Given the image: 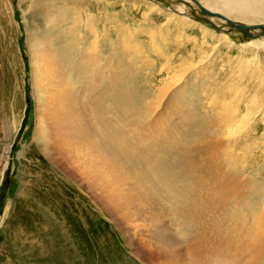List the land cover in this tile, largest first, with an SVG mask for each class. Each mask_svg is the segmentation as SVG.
I'll use <instances>...</instances> for the list:
<instances>
[{"label":"rangeland","instance_id":"374dc122","mask_svg":"<svg viewBox=\"0 0 264 264\" xmlns=\"http://www.w3.org/2000/svg\"><path fill=\"white\" fill-rule=\"evenodd\" d=\"M38 1L41 3L0 0V264H182L178 254L162 248L140 252L124 232L126 225L136 228L143 219L155 224L153 204L134 207L132 216L123 210L107 211L103 204L96 203L99 198L85 182L79 184L78 173L69 163L73 161L71 154L66 158L51 140L34 138L37 103L29 33L36 34L32 37L37 40L46 38L38 45L46 54L60 51L61 64L67 71L72 69L73 78L77 75V57L85 54L84 46L91 47V41H97L98 57L94 62L87 59L88 65L84 62V67L90 68H85V77L75 82V87L81 86L84 79L95 84L100 74L97 80L101 82L89 89L101 96L96 102L98 114L109 129L137 126L136 132L150 125L152 112L163 105L165 128L184 122L186 134L208 130L206 133L216 140L219 163L229 167L241 193L231 200L230 210H225L227 220L221 236L232 228L229 224L236 213L245 217L244 228L251 227L264 205V34L256 31L257 24H264V0H239L254 6L255 13L243 15L230 10L225 14L233 22L253 26L249 29L252 36L213 24L211 13L197 12L195 4L201 0H61L55 7ZM174 8L183 13L177 16L180 20L168 16L169 12L176 16L171 11ZM58 13H64L65 19L56 20ZM57 21H61L59 25ZM48 32L53 34L50 39L45 36ZM253 40L261 44L256 46ZM159 101L160 106L153 109ZM203 120H207L206 128L201 126ZM61 179L71 187L70 192L61 191L64 195L74 194L75 190L79 194L72 213L86 207L90 214L89 232L82 236L81 247L73 246L69 251L63 249L62 234L58 232L62 223L53 222V204L59 196ZM155 202L158 208L165 207L163 201ZM157 223L162 231L152 236L162 240L167 237L163 228L173 222L161 219ZM171 235L177 249L182 240L174 231ZM196 241L197 236L192 249L200 253L203 262L209 255ZM41 248L47 253H40ZM260 248L254 264H264V239Z\"/></svg>","mask_w":264,"mask_h":264},{"label":"bare ground","instance_id":"6f19581e","mask_svg":"<svg viewBox=\"0 0 264 264\" xmlns=\"http://www.w3.org/2000/svg\"><path fill=\"white\" fill-rule=\"evenodd\" d=\"M59 1L61 0H41V3L40 1L38 3L55 7ZM201 1L195 4H198L197 12L201 14L203 11H208L211 13L209 16L213 24L227 28L232 27V23L246 26L231 21L225 15L229 14L230 10L240 12L243 15H248L254 11V6L243 5L239 0ZM151 6L154 7V4ZM174 9L171 11L176 16L171 15V12L168 13V16L173 17L171 19L176 21L179 19L177 16H180L182 12L178 11L179 9ZM65 16L64 13H60L56 20L65 19ZM58 22L61 21L56 23ZM257 25L264 26V24ZM88 26L89 31L92 30L93 32L94 28L91 25ZM258 30L263 32L262 27L256 31ZM51 35L48 32L45 36H49L50 39ZM27 36H29L30 41L33 89L37 103L34 138L45 141L51 140L66 158L69 157L70 153L73 161H69V163L71 169L78 173L79 180H81L79 184L83 186L84 183L82 182H85L87 185L85 186L99 198H97L96 203L103 204L107 211L116 213L118 210H123L128 216L129 214L132 216L134 211L131 209L134 207L143 208L153 204L156 211L154 214L155 224L150 225L142 216L143 220L139 224L141 228H138L139 225L136 228L127 225L124 227L126 236L132 238V242L140 252L146 254L148 251L145 252V250L162 248L167 253L178 254L182 259V264H254L256 262L259 253L261 254L260 242L264 239V205L259 216L253 219L251 227L244 228L245 217L236 213L233 215V221L229 224V227L232 226V228L226 230L225 237L221 236L222 225L225 224L223 222L227 220L225 210H230L231 200L239 198L241 193L238 192L240 188L236 178L229 173V167H224L221 162L219 163L216 154L218 152L215 147L217 143L212 135L206 133L208 130L203 132L200 129L197 132L190 131L186 134L187 127H182L183 125L186 126L184 122H182L183 125L181 123V126L176 123L169 129L168 127L165 128L162 114L166 106L163 105H161V110L152 112L150 121L152 123L145 126L139 125L142 127L137 130L138 132H135L136 128H139L137 126L134 129L128 127L131 131L125 126L120 127V131L109 129L106 121L104 122L100 113L98 114L99 108H97L96 102L100 95L94 92V89H89L96 86L99 81L97 77L100 74L94 80L95 84L87 83L84 79L81 86L75 87L86 75L85 68L87 67L84 65L89 64L87 59H93L92 62H94V60L96 61L95 58L98 57L95 53L97 41H91V47L88 43L87 47L84 46L85 51L83 52L87 55L80 53L76 60L75 69L71 65L72 63L70 64L77 74L74 75V78L76 77L74 80L70 73L72 69L67 71V68L61 64V56L58 57L60 51L53 50L46 54L43 47L38 46L45 42L46 38L37 40L36 37L30 36V33ZM76 37L81 40L82 35L78 34ZM222 37L227 39L224 35ZM252 43L259 46L261 41L253 40ZM74 45L75 43L72 46L74 47ZM89 72H91L90 69ZM95 73L97 74V72ZM160 103L161 101L158 102V105H153V109L160 106ZM174 111L176 112V110ZM138 113L140 112L138 111ZM169 115L172 116V113ZM182 118L180 117V119ZM179 121L181 122V120ZM206 124L207 120H203L202 128H206ZM211 124L214 125V121L211 120ZM133 130L134 134L132 133ZM70 189L71 187L62 181L61 189L57 192L59 194V196L57 195L58 199L54 198L56 201L54 200L53 204L56 211L53 215V222L62 223V226L58 227V232L62 234L60 240L65 251H69L73 246L80 245L81 247L82 236L86 235L89 229L87 219L90 214H88L86 207L77 209L72 213L73 206H75L73 203L79 198L77 190L74 194L67 195L61 192ZM94 195L90 197L94 198ZM75 196L76 199H73ZM155 200L163 201L161 203L165 207L163 209L158 208V203ZM94 215L96 214L92 213L93 217ZM161 219L173 223L165 225L163 230L167 233V237L159 240L152 235L161 230L162 227L160 228L157 223ZM212 219L215 221L213 225L209 223ZM166 223L169 222L166 221ZM81 228L84 230L83 233ZM173 231L182 240L181 246L177 249H174L175 243L171 242L173 239L171 232ZM196 236L199 247L209 255L203 262L199 258L200 253L195 254L192 249ZM40 253L46 254L47 252L41 248ZM184 256L185 259H183Z\"/></svg>","mask_w":264,"mask_h":264},{"label":"water","instance_id":"95a60500","mask_svg":"<svg viewBox=\"0 0 264 264\" xmlns=\"http://www.w3.org/2000/svg\"><path fill=\"white\" fill-rule=\"evenodd\" d=\"M231 26H232L231 28H235L236 30L243 31L246 34L252 36L251 32H249V29H253V26H243V25H237L235 23H232ZM259 27L263 28L262 34H264V26H262V25H257L256 26V28H259Z\"/></svg>","mask_w":264,"mask_h":264}]
</instances>
